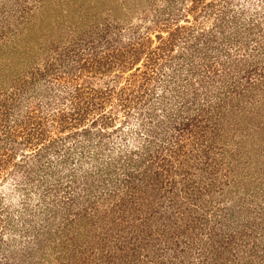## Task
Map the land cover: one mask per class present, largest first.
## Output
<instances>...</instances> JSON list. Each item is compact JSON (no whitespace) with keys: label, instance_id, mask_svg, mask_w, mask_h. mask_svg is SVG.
<instances>
[{"label":"rangeland","instance_id":"rangeland-1","mask_svg":"<svg viewBox=\"0 0 264 264\" xmlns=\"http://www.w3.org/2000/svg\"><path fill=\"white\" fill-rule=\"evenodd\" d=\"M0 264H264V0H0Z\"/></svg>","mask_w":264,"mask_h":264},{"label":"trees","instance_id":"trees-1","mask_svg":"<svg viewBox=\"0 0 264 264\" xmlns=\"http://www.w3.org/2000/svg\"><path fill=\"white\" fill-rule=\"evenodd\" d=\"M101 67V65L99 66ZM86 101L85 95L81 90H76L75 94L72 97V103L71 109L69 112H62L57 113V118L60 121V125L62 127V130L70 131V135L72 136H89L92 127L88 126V128L83 127V124L86 122V119L89 117L88 115L90 112L82 109L83 102ZM88 108V107H87ZM89 112V113H88ZM95 123V121L93 122ZM74 131V132H72ZM46 133L45 131L42 133V135ZM70 155H75L74 153H69ZM70 157V156H69ZM61 160L63 163L70 162V158Z\"/></svg>","mask_w":264,"mask_h":264}]
</instances>
